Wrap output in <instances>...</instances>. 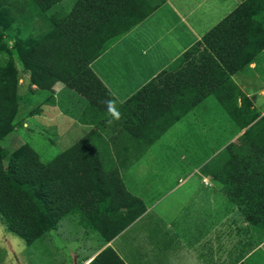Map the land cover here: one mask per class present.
<instances>
[{
    "label": "trees",
    "instance_id": "1",
    "mask_svg": "<svg viewBox=\"0 0 264 264\" xmlns=\"http://www.w3.org/2000/svg\"><path fill=\"white\" fill-rule=\"evenodd\" d=\"M62 1L0 0V9L7 8L9 14L16 10L13 17L7 13L10 21L35 6L51 26L37 40L16 46L31 84L51 92L62 83L99 114H108L104 101H114L120 113L114 119L122 128L119 131L138 139L150 136L146 146L214 96L241 130L249 128L241 137L245 144L237 148L231 144L225 150L235 148L239 160H213V169L207 164L203 172L224 184L245 220L264 232V117L258 119L251 100L232 78L264 50V0H243L202 42L121 106L90 64L167 0H77L69 13L63 12ZM14 65L11 58L0 59V143L16 129L20 97ZM124 110L128 112L122 115ZM124 116L131 118L126 122ZM98 132L93 129L47 164L29 145L10 156L0 145V214L28 245L42 242L62 220L74 215L80 217L81 227L110 242L145 212L143 201L127 191L118 167L104 171L109 163L98 157L93 141ZM125 197L129 206L118 207ZM94 204L103 206L97 209L104 214L117 215L105 220L92 217L93 211H100ZM90 264L125 262L107 247Z\"/></svg>",
    "mask_w": 264,
    "mask_h": 264
},
{
    "label": "crops",
    "instance_id": "2",
    "mask_svg": "<svg viewBox=\"0 0 264 264\" xmlns=\"http://www.w3.org/2000/svg\"><path fill=\"white\" fill-rule=\"evenodd\" d=\"M76 2L63 0V12H71ZM242 3L243 0H167L93 60L90 68L121 106L185 52L202 42L207 33ZM50 27L46 18L36 28L45 32ZM263 55L264 50L249 67L232 77L248 97L254 96L249 91L254 84L251 77L264 68ZM27 76L30 79V74ZM29 88L33 93L38 90L30 82ZM48 103L53 112L63 104L72 105L67 116L75 117L73 129L82 135L79 140L98 128L93 141L99 149L98 157L109 163L104 171L113 172L117 166L127 191L142 200L146 210L110 242H105L97 232L81 227L78 215L66 218L42 241L41 264H90L107 247H111L125 264H264V232L253 228L236 211L226 214L227 206L232 203L227 201L224 189L210 183L212 177L204 174V164L193 167L187 174H179L177 165L170 166V176L176 183L170 188L151 178L158 176L159 165L165 166L161 161L172 156H176L175 160L188 159L186 155L178 158L177 154L157 153L155 146L190 112L153 145L146 146L150 136L138 139L119 131L122 128L115 124L113 117L96 113L83 97L62 83L55 84L49 92ZM73 111L74 114H69ZM126 112L128 110L122 115ZM46 116L48 121L50 116L47 113ZM130 118L124 116L123 120L127 122ZM237 137L231 141L236 148L241 145L237 143ZM79 140L77 138L75 144ZM230 157L240 159L233 152L224 160ZM163 180L166 181V177ZM189 182L194 183L177 193ZM158 190L164 193L155 194ZM119 201L118 207L131 203L127 197ZM94 206L100 211H93L92 217L96 215L105 220L117 215L104 214L102 209H97L100 204ZM183 207L191 208L188 214L182 215Z\"/></svg>",
    "mask_w": 264,
    "mask_h": 264
},
{
    "label": "rangeland",
    "instance_id": "3",
    "mask_svg": "<svg viewBox=\"0 0 264 264\" xmlns=\"http://www.w3.org/2000/svg\"><path fill=\"white\" fill-rule=\"evenodd\" d=\"M7 13V8L0 9V59L11 58L14 60V66L18 71L20 102L15 120V127L18 131L6 136L0 145L7 150L9 156L22 145H29L40 155L41 161L47 164L58 154L73 146L77 138L79 140L82 135L79 136L76 129H73L75 117H72L73 115L67 116L68 112L72 110V105L63 104L62 107L55 109L56 112L49 109V92L41 90H36L38 93L31 92L29 88L31 80L27 79V73L20 65L16 51L17 44L26 45L27 42L40 38L43 31L36 27L42 25L46 18L35 6L12 21L8 19ZM15 13L16 10L13 9L12 13L8 14L13 17ZM245 75L249 74L245 72ZM251 79L254 80V84L249 91L254 96L249 97V100H251L253 108L256 109L255 113L259 116L258 119H260L264 117V68H261L256 76L251 77ZM45 112L50 116L48 121ZM69 114H74V111ZM262 124L264 125V122ZM248 128L241 130L240 126L232 120L214 96L207 98L175 125L155 146L157 153L177 154L178 158L181 157L180 155H186L188 159L185 161L175 160L176 156H172L166 161H161V164L163 163L165 166L158 164L160 172L158 176L151 178L160 180L162 185H167L170 188L176 184L174 178L170 176V166L177 165L175 168L178 173L180 172L179 174H187L193 167H200L203 164L202 168L210 164L213 169L215 165L213 160H223L235 152V148H232L228 153L225 151L229 145L235 146L234 142H231L235 136H238L237 143H246V140L241 137ZM239 132H241L240 135ZM208 173L210 174V171ZM165 177L166 181L163 180ZM192 183L194 182H189L187 187L184 186L177 193H182ZM210 183L218 189L226 191L225 185L217 182L213 177ZM163 193L164 191L158 190L155 194ZM226 199L232 203L227 206L226 214L236 211L237 214L243 216L238 202L233 197L227 196V192ZM168 201L170 200L166 202ZM190 209V207L181 208L184 210L182 215L188 214ZM41 247L42 242L28 245L25 240L13 233L5 218L0 214V264H41L43 263L41 262Z\"/></svg>",
    "mask_w": 264,
    "mask_h": 264
},
{
    "label": "clouds",
    "instance_id": "4",
    "mask_svg": "<svg viewBox=\"0 0 264 264\" xmlns=\"http://www.w3.org/2000/svg\"><path fill=\"white\" fill-rule=\"evenodd\" d=\"M105 104L106 110L109 114L110 117H113L114 119H119L120 118V113L118 109L115 106L114 101L112 100H107L103 102ZM111 121H109L110 123Z\"/></svg>",
    "mask_w": 264,
    "mask_h": 264
}]
</instances>
